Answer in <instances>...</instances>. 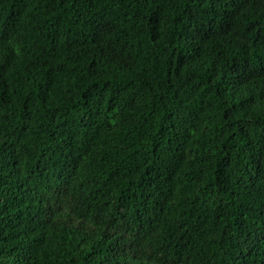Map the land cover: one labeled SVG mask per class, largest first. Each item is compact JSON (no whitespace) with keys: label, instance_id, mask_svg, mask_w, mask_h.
I'll return each mask as SVG.
<instances>
[{"label":"trees","instance_id":"16d2710c","mask_svg":"<svg viewBox=\"0 0 264 264\" xmlns=\"http://www.w3.org/2000/svg\"><path fill=\"white\" fill-rule=\"evenodd\" d=\"M0 264H264V0H0Z\"/></svg>","mask_w":264,"mask_h":264}]
</instances>
